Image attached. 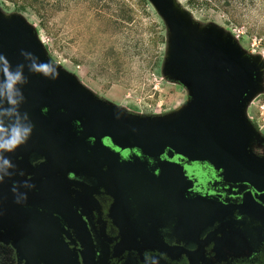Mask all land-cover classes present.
Wrapping results in <instances>:
<instances>
[{"label":"flooded vegetation","instance_id":"flooded-vegetation-1","mask_svg":"<svg viewBox=\"0 0 264 264\" xmlns=\"http://www.w3.org/2000/svg\"><path fill=\"white\" fill-rule=\"evenodd\" d=\"M2 35L0 55L13 69L24 65L17 111L32 130L0 152L12 165L0 160V247L17 250L14 239L38 229L78 264H264V189L169 147L144 151L116 139L69 83L29 70L22 53L42 62L36 52ZM11 107L0 98V111Z\"/></svg>","mask_w":264,"mask_h":264},{"label":"rangeland","instance_id":"rangeland-1","mask_svg":"<svg viewBox=\"0 0 264 264\" xmlns=\"http://www.w3.org/2000/svg\"><path fill=\"white\" fill-rule=\"evenodd\" d=\"M167 1L165 13L153 0H0V17L20 18L48 62L96 100L164 122L190 100L188 87L168 68L175 28L192 44L222 37L262 70L246 115L252 146L264 160V0L235 13L217 0ZM20 256L0 247V263Z\"/></svg>","mask_w":264,"mask_h":264},{"label":"water","instance_id":"water-1","mask_svg":"<svg viewBox=\"0 0 264 264\" xmlns=\"http://www.w3.org/2000/svg\"><path fill=\"white\" fill-rule=\"evenodd\" d=\"M153 1L167 13V0ZM0 27L8 42L36 52L42 62L49 63L32 29L20 18L0 17ZM172 48L169 72L188 87L190 100L176 119L167 122L128 116L96 100L59 70L57 78L93 105L100 121L127 145L158 153L169 147L170 154L174 151L189 161L207 162L215 170L222 168L224 176L264 189V160L251 153L253 129L246 117L247 106L260 85L258 63L244 59V54L222 37L192 44L176 28ZM37 231L25 229L14 239L18 252L30 264H40V259L46 264H78L76 253L59 239L52 243Z\"/></svg>","mask_w":264,"mask_h":264},{"label":"clouds","instance_id":"clouds-1","mask_svg":"<svg viewBox=\"0 0 264 264\" xmlns=\"http://www.w3.org/2000/svg\"><path fill=\"white\" fill-rule=\"evenodd\" d=\"M27 59L31 60L28 64L30 71L42 73L45 77H51L55 79L58 77L59 72L57 67L51 63L38 62V58L31 53H22ZM24 65H17L15 69L9 61L0 55V98L6 100L7 104L11 105V108L4 109L0 111V115H7L9 117H14L9 123H5L4 120L0 119V152H12L19 145L26 142L29 137L32 126L29 123H24L27 121V114H21L17 111V106L20 100H23V95L20 91L18 85H23L27 82L23 75ZM0 160L3 161L4 166L12 167L9 160L4 159L0 156Z\"/></svg>","mask_w":264,"mask_h":264},{"label":"trees","instance_id":"trees-1","mask_svg":"<svg viewBox=\"0 0 264 264\" xmlns=\"http://www.w3.org/2000/svg\"><path fill=\"white\" fill-rule=\"evenodd\" d=\"M195 1V0H194ZM193 2V1H192ZM217 4H220L222 8L231 9V13H235V10L248 9L249 6L254 4V0H217Z\"/></svg>","mask_w":264,"mask_h":264}]
</instances>
